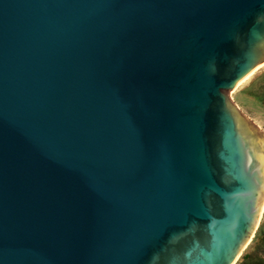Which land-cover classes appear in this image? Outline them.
<instances>
[{
	"label": "water",
	"instance_id": "water-1",
	"mask_svg": "<svg viewBox=\"0 0 264 264\" xmlns=\"http://www.w3.org/2000/svg\"><path fill=\"white\" fill-rule=\"evenodd\" d=\"M262 63L264 0H0V264H236Z\"/></svg>",
	"mask_w": 264,
	"mask_h": 264
},
{
	"label": "rangeland",
	"instance_id": "rangeland-1",
	"mask_svg": "<svg viewBox=\"0 0 264 264\" xmlns=\"http://www.w3.org/2000/svg\"><path fill=\"white\" fill-rule=\"evenodd\" d=\"M228 98L249 126L257 128L259 135L264 134V66L239 88L230 91ZM256 255L264 258V209L254 235L236 264H241L248 256Z\"/></svg>",
	"mask_w": 264,
	"mask_h": 264
},
{
	"label": "snow or ice",
	"instance_id": "snow-or-ice-1",
	"mask_svg": "<svg viewBox=\"0 0 264 264\" xmlns=\"http://www.w3.org/2000/svg\"><path fill=\"white\" fill-rule=\"evenodd\" d=\"M236 35V32L233 31V33L230 34V36L228 38H226L228 40V42H231V38L234 37ZM152 249V244L151 242L146 243L143 247H141L138 252H137V257L139 260H143L148 253L151 251Z\"/></svg>",
	"mask_w": 264,
	"mask_h": 264
},
{
	"label": "bare ground",
	"instance_id": "bare-ground-1",
	"mask_svg": "<svg viewBox=\"0 0 264 264\" xmlns=\"http://www.w3.org/2000/svg\"><path fill=\"white\" fill-rule=\"evenodd\" d=\"M261 66V67H260ZM264 66V63L258 65L255 69H253L247 76H245L235 87V90L236 88H239L242 84H244L247 80H249L253 75L254 73L259 70L260 68H262ZM264 209V201H263V206H262V210H261V214H262V211ZM248 245V244H247Z\"/></svg>",
	"mask_w": 264,
	"mask_h": 264
},
{
	"label": "trees",
	"instance_id": "trees-1",
	"mask_svg": "<svg viewBox=\"0 0 264 264\" xmlns=\"http://www.w3.org/2000/svg\"><path fill=\"white\" fill-rule=\"evenodd\" d=\"M241 264H264V258H261L259 256H248L244 259V262Z\"/></svg>",
	"mask_w": 264,
	"mask_h": 264
}]
</instances>
